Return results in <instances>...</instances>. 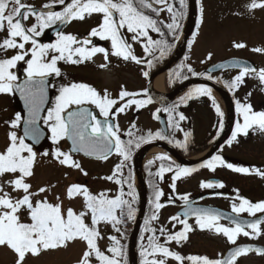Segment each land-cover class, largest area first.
I'll list each match as a JSON object with an SVG mask.
<instances>
[{"label":"snow or ice","instance_id":"obj_1","mask_svg":"<svg viewBox=\"0 0 264 264\" xmlns=\"http://www.w3.org/2000/svg\"><path fill=\"white\" fill-rule=\"evenodd\" d=\"M54 3L64 5L63 10H51L53 4H44L42 8L48 10L43 11L25 4L23 0H0V32L7 33V37L0 42V50H19L9 58L0 59V94L19 92L28 110L26 119L17 113L13 120L5 122L11 129L19 130L22 127L23 134L18 135L17 131H10L8 143L0 151V177H12L0 184V247L7 248L14 253L15 264H27L29 256L37 257L45 252L67 248L70 243L80 241L84 243L85 248L77 264H93L94 261L96 264H122L124 251L116 236L109 237L112 245L105 251H102L98 246V241L103 238L98 225L101 222L111 224L113 229L120 233L119 225L124 222L125 209L127 210L126 218L135 219L136 210L133 204L136 201V196L131 177L125 180L123 169L131 160L134 148L138 149L141 144L150 143L153 140H165L167 136L163 132L157 131L149 132L147 136L134 137L133 132L129 131L127 135L130 138L127 141L122 140L119 124L115 122L114 117L133 105L142 108L151 104L153 98L148 95L147 90L142 93L121 90L119 100H117L111 98L107 90L101 94L88 84L71 83L59 88L54 105L46 109V115H42L47 102L49 86L47 77L52 74L57 77L61 75L60 68L57 66L60 61L79 64L92 60L98 53L102 54L105 60V63L99 65L101 69L108 67L110 55L124 61H133L136 64L147 63L151 67L152 59L163 58L170 47L166 40L154 39L151 33H157L164 37L163 29L166 28L168 33L175 37L180 28L179 21L184 16L185 0H179V8L169 0H71L67 4L65 0H54ZM258 7L264 8V0L259 3L253 0V3L249 5V10ZM165 11L170 14L171 22L169 23L158 19ZM93 13L101 14L102 22L98 27L91 29L88 38L80 40L75 35L58 32L55 43L41 44L36 39L45 29L57 22L67 24L72 20H83L86 14L91 16ZM33 17L36 23L27 27L23 22ZM121 30H126L131 34L132 43H129L128 37ZM91 37L109 40L111 51L104 47H88L92 43ZM133 43L141 44L144 53L152 59L145 60L137 57L133 51ZM26 44H30L31 48H26ZM234 46L236 48L245 47L240 43ZM253 51L264 52V49L257 48ZM29 56L30 58L26 60L25 58ZM208 58H211V54ZM20 61L27 64V78L23 83H17L18 78L11 71ZM221 67L226 66L222 65ZM227 67L241 68L239 74L229 83L230 89L238 88L246 76H258V79L264 83V69L239 64L227 65ZM187 70L193 75H199L190 66ZM143 75L148 77L149 73L145 71ZM207 79L211 80L212 76L208 75ZM211 93L212 89L209 87H196L181 98V103L198 96L211 98ZM141 95L146 99L133 98ZM212 102L217 114L223 117L224 114L215 104L214 99ZM118 104L119 107H117ZM86 105L95 106L98 113ZM73 106L75 107L73 108ZM178 107L179 105H174L157 110L169 115V127H172L173 121L176 120L177 123L174 126L179 128L178 121L185 119L182 114H179L178 117L175 115ZM114 108L115 112H113ZM237 111L242 115L243 123L237 122L236 130L228 141L229 145L236 141L238 133L247 135L248 130L254 126L264 132V111L254 112L250 104H241L239 101H237ZM41 121L50 132L52 143L58 146L52 155L62 166L79 169L84 175H87L81 165L73 159V153H83L85 156L95 157L98 160H107L113 153L122 158L121 162L116 165L113 174L105 178L122 186L120 194L110 198L105 192L92 194L85 186L70 185L66 193L69 199L77 196L83 197L86 210L80 212H76L72 208L65 211L60 203H50L47 198L35 199L48 191L47 187H41L33 192L31 184L27 182V178L33 175L37 157L33 146L45 136ZM220 126L223 127L222 122ZM132 127L135 128V124ZM188 135L185 133V141H176V145L185 147ZM65 139L71 141L68 152L62 151L59 147L60 142ZM43 155L48 156L49 153L44 152ZM158 159L164 161L169 157L162 155ZM152 163L153 161H149V164ZM217 165L225 166L237 173L255 174L264 178V170L234 166L232 163H226L220 155H213L207 161L202 162L201 167L214 171ZM192 171H196V169L180 166L173 169L171 165L166 167L162 163L155 175L163 179L165 173L172 172L173 183L170 187L175 190V181L181 176L190 175ZM124 183L128 184L130 190L129 199L124 198ZM5 185L10 187L13 192H20L22 195L13 198L9 192L4 190ZM152 187L154 190L152 201L154 211L144 222V232L150 233V235L147 237V246L141 244L142 264H168L169 259H174L179 264H185L186 260L191 264H236L238 257L250 252L264 255L262 248L237 246L230 250L226 257L219 259H210L204 256L183 257L168 247L172 242L180 244L188 239L187 234L193 230L192 225L186 219L188 216L195 217V222L200 229H214L216 234L225 237L232 245H236L237 237L241 234L251 239L258 238L264 235V230L261 229L264 220L256 219L246 222L240 221L236 217L245 212L252 216L258 212L264 213V201L252 203L237 196L239 204L233 203L232 205V212L236 214V217H224L221 213L210 209L192 207L188 196L185 195L181 197L185 202L186 210L183 213L185 219H181L180 216L170 218L171 222H177L183 225V228L178 232H172L163 227L156 229L151 226L153 221L159 219L157 212L164 206L160 202L163 195L162 190L156 184H153ZM201 187L205 189L223 188L224 185L223 183L216 185L212 182H202ZM57 199L59 200V197ZM118 211L121 214L119 216L117 215ZM25 212L28 222L21 219L22 213ZM89 218L90 223H86ZM221 219H229L230 224L234 226L221 225L219 223ZM157 231L159 236H157ZM160 237H164L163 243L160 242Z\"/></svg>","mask_w":264,"mask_h":264},{"label":"rangeland","instance_id":"obj_2","mask_svg":"<svg viewBox=\"0 0 264 264\" xmlns=\"http://www.w3.org/2000/svg\"><path fill=\"white\" fill-rule=\"evenodd\" d=\"M256 2L259 3L261 0H256ZM194 3L195 18L196 20L198 19V22L195 29L196 33L188 45L187 56L184 60V65L187 68L190 66L195 73L201 74L205 67L217 60L238 56L249 59L258 69H264V52L253 51V49L257 48L264 49V8L258 7L249 10V5L253 3V0H195ZM185 4L181 36L185 32L187 23L188 0H185ZM160 17L168 21L170 14L165 11L161 13ZM151 35L156 39L154 33H151ZM105 41L109 43V40ZM178 43L181 45V38ZM237 43L244 44L245 47L236 48L234 45ZM14 53L15 51L9 52L5 57L9 58ZM209 54H211L210 59L208 58ZM141 55V53L137 52V57L141 58ZM114 61L112 55H110L108 67L101 69L99 65L105 63V60L104 56L98 53L90 61H84L79 64L67 63L69 67L66 65V62L60 61L57 66L61 67V70L66 74V78H75L81 83L93 79L99 81L100 85L119 87L121 90H140L144 86L145 76L143 72L146 71L144 67L138 66L130 70L129 67L123 65L121 67H115L113 64ZM86 65L94 71H90ZM238 74L239 71H234L221 75L216 74L214 78L224 82L228 86ZM200 86L205 85L193 86V88L186 90L181 95L185 97L192 89ZM211 89V98L208 96H198L187 100L185 103V115L188 123L185 124L186 130L190 131L193 141L198 140L202 145H205L211 137L216 135L214 132L217 128L218 131H224L225 125L227 126L229 122L228 106L225 96L217 90ZM229 91L236 106L237 101H239L241 104H250L254 112L264 110V83L258 79V76H246L244 82L238 88H229ZM213 99L215 100V104L219 106L221 112H223V117L217 114L212 102ZM152 110L155 113L156 107H152ZM17 113L21 114L18 101L9 93L0 94V151L8 143V133L15 130L11 129L5 122L13 120ZM137 119L138 124L156 127L153 117L149 119L148 111ZM221 122L223 123L222 128L220 126ZM15 131L20 135L19 130ZM50 137L51 134L49 132L47 139L41 145L34 148V151L37 152L36 162L33 168V175L27 178V182L31 184V191L33 192H36L41 187L48 188L47 192L40 194L35 199L47 198L50 203H60L65 211L68 208H72L74 211L80 212L86 210L83 197L77 196L69 199L66 193L70 185L80 184L85 186L92 194L112 190V185L104 183L103 179L111 172L113 158L105 163H99L88 161L79 156H73V159L87 173V175H84L79 169L62 166L53 158L52 153L58 146L52 143ZM59 147L62 151L68 152V146L65 140L60 142ZM44 152H48L49 155L44 156ZM162 155L165 154L159 153L149 155V157L144 156V163L153 161ZM8 179H12V177H0V184H3ZM194 181L195 179L185 182L183 185L185 191L195 185ZM136 188L141 193L138 178H136ZM4 190L9 192L13 198L22 195L20 192H13L6 185ZM57 197H59V200ZM166 217L164 216L163 219H166ZM21 219L28 222L26 212L22 213ZM86 223H90V218L86 220ZM98 227L103 237L98 241V246L102 251H105L112 245L109 237L116 236L119 239V233L108 223L101 222ZM190 234L187 242L183 245L181 243L177 244V247L175 246V252L177 251L185 256L196 254L210 259H218L222 252L231 245L225 237L216 234L214 230L200 229ZM238 240L239 238L237 237ZM84 248L85 245L83 242L76 241L70 243L67 248L45 252L37 257L29 256L27 258V264H77ZM129 257L132 262L130 252ZM169 261L171 260L169 259ZM0 264H15L14 253L7 248L0 247ZM93 264H96V262L94 261ZM236 264H264V259L260 256L247 254L240 257L236 261Z\"/></svg>","mask_w":264,"mask_h":264},{"label":"flooded vegetation","instance_id":"obj_3","mask_svg":"<svg viewBox=\"0 0 264 264\" xmlns=\"http://www.w3.org/2000/svg\"><path fill=\"white\" fill-rule=\"evenodd\" d=\"M23 2L27 5L34 6L36 9H43L42 6L44 4H53V7H52L53 11H62L63 7H64V5L54 3V0H23ZM70 2H71V0H65L66 4L70 3ZM169 2L174 3L176 5V7L179 8V0H169ZM154 18H156V17H154ZM158 19L163 20L162 17H158ZM163 21H165V20H163ZM101 22H102V15L101 14L93 13L91 16H88L86 14L85 19H83V20H72L71 22L65 24L57 32H55L53 34H49V32L52 29H54L55 27H57L60 24L59 22H57V24H54L51 27L45 29L44 32L40 36L36 37V39H38L39 43H41V44L55 43L57 38H58L57 33L63 32L65 34L75 35L78 39L83 40L85 38H88V34L90 33L91 29L98 27V25ZM165 22L169 23L170 19L168 21H165ZM179 22L182 23V18L180 19ZM23 23L27 27H31L32 24L36 23V21H35V18L33 17L27 21H24ZM163 30L165 31L164 37H161L157 33H154V35L156 36V39H164L165 38V40L167 41V43L169 45L170 41L172 40L171 38L174 36L171 35L170 33H168V30L166 28ZM121 31L124 32V34L128 37L129 43H132V41L130 39L131 34L127 33L126 30H121ZM6 37H7L6 32H0V42H2ZM90 39H91L92 43L90 45H88V47H92V46L104 47L105 49H108L109 51H111V42L110 41H108L109 43H107L105 40H100L99 37H91ZM42 41H45V42L42 43ZM132 47H133L134 54L136 56H137V52H139L142 54L141 55L142 59L148 60L147 54L144 53L143 47L141 44L133 43ZM26 48L30 49L31 45L26 44ZM188 48L189 47L187 45V48L184 52V55L179 60V62L169 72L164 74L165 75V77H164V93L165 94L168 93L169 91H171L176 86L183 83L184 81H186L190 77H203V78L207 79L208 75H204L205 74L204 69L206 67L203 69L204 74L203 73L199 74L201 76H197V75L193 76L192 73H188L189 72L187 70L188 68L186 67V65H184V60L187 56L186 52H187ZM13 51H15V53H14V55H15L17 53V51H19V50H16V49H8L6 51L0 50V59H6L5 56H7V53L13 52ZM29 58H30V56L26 57L25 59L27 60ZM112 58L115 60L113 63L115 67L116 66L121 67L123 65V66L129 67L130 70H132V69H135L138 66H140V67H144L149 74L151 72H153L155 69H157L158 67H160L161 65H163L167 61L166 60V61L162 62L159 66H156L155 68H153L151 70L152 65H151V67H149V65L147 63L136 64L133 61H124L123 59L118 58L116 56H112ZM66 65L68 66L67 63H66ZM88 65H89V63H88ZM88 65H86V67L90 71H94ZM26 68H27V64L24 61H20L17 63V66L15 68L11 69V71L18 78L17 83H21L23 80H25L27 78ZM59 68L61 71V75L59 77L55 76L54 74L50 75L51 76V79L49 82L50 101H49V104L47 105L46 109L48 107H51L54 105L55 98L59 94L58 90L61 86L68 85L71 83H81L80 81H78L75 78H73V79H71V77H70V79L66 78L65 77L66 74L61 70V67H59ZM181 72L185 73V75L181 76ZM223 73H227V72H222V73H220V75ZM215 75L214 74L211 75L212 76L211 80H213V81L217 82L218 84H221L222 86H225L227 89H229V87L226 86L224 84V82H221V81L217 80L216 78H214ZM148 77H149V75H148ZM148 77H145L144 84H143L144 86L140 90L128 89L127 91H129L131 93H142L144 90H147L148 95H150L148 87H147ZM83 83L88 84L91 87L95 88L101 94H103L104 91L107 90V92L109 93L111 98L119 100V93L121 91V89L119 87H117V88H115L114 86L113 87H106V86L100 85L99 81L93 80V79L86 80ZM9 94L18 101L15 93H9ZM180 95L177 97L172 96L169 99L162 101V103L156 102L154 100V98L150 95L153 98V103L148 104L142 108H137L135 105H133L132 107L126 109L125 112L119 113L114 117L115 122L119 124L120 134H121L122 140L127 141L130 138L127 135V133L129 131L133 132L134 137L147 136V134L149 132L155 133L157 131H160V132H163L167 136V139H165V140H153L150 143H153V142L164 143V144L170 146L172 149H174L181 157L186 159L189 163L194 164V166H192V167L185 166V164L182 161L177 159L168 150L167 151L170 153V155H166V154L164 155V156L169 157L168 160L161 161L157 157L156 159L153 160L152 164H149V162L144 163V156L142 154V156H141V168H142V175H143V179H144V184L146 187L147 203H146V206L144 209V213H143L142 220L140 222V227L138 230V234L136 237V244H139V246H141V244L147 246V242H148L147 237H148V235H150V233L144 232V233L140 234V236H139V233L141 231L142 222L144 220L145 214H147V211H149V216L154 211V207L152 204L153 197H154V190L152 187L153 184L158 185L159 189L162 190L163 195L161 197L160 202L164 206L162 208H160L157 212L159 219L157 221H153L151 226L156 228V229L163 227V228L168 229L172 232H178V231L182 230V228H183V225H181L177 222L176 223L171 222L170 218L172 216H180L181 219H185V217L183 215L184 209H185V202L183 199H181V197H183L185 195L188 196L189 203L192 205V207L210 209V210L221 213L222 216L227 215V217H236V214L232 212V205H233V203H236L237 205L239 204L240 201L237 199V196H239L240 198H243V199H247L252 203H258V202L264 201V178H261L260 176H257L255 174L237 173V172H234V171L228 169L227 167L221 166V165H217L214 171L210 170L206 167H201L202 163H200V162H201L203 156L199 157L198 159H195V157H198L199 155L203 154L209 148L214 147L216 145V143H218L219 137H220L222 132H221V130L218 131V128H217L214 132V133H216V135L214 137H211L208 140V142L205 143V145H202L201 143H199L198 140L193 141V139L190 135V131L186 130V127H185V124L187 123V118L185 115V107H186L185 103H186V101L184 103H181V98L184 97V95H181V96ZM133 98H135V99H146V97H144L142 95L136 96ZM121 103H123V102H121ZM233 103H234V100H233ZM18 104H19V107L21 110V115L23 117L24 113H23V110H22V107H21V104L19 101H18ZM174 105H179V107L176 109L175 115L178 117L179 114H182L185 117V119L183 121H178L179 128H176L174 126L177 123L176 120L173 121V126L169 127V124H168L169 115L167 113L162 112V111H160V112L157 111L158 109H163L164 107H172ZM86 106L89 107L91 110L98 113V109H95V106H93V105H86ZM154 106L156 107L155 113L152 110V107H154ZM234 106H235V111H234L235 120L233 123V128L229 134V137L227 140L224 141L223 144H221L220 148L214 154H212L208 159H210L213 155H220V156H222V158L225 160L226 163H232L234 166H243V167H249V168H260V169L264 170V132H261L256 126H254L253 128H250L248 130L247 135H245L243 133H238L236 141H233V143L231 145L228 144V141L232 137V133L236 130L237 122H239L241 124L243 123V117L237 111V106L235 105V103H234ZM74 107L75 106H73V108ZM117 107H119V104L117 105ZM46 109H45V112H43V115H46ZM146 111H148V113H149V119H151L153 117V119L156 123L155 128L138 124L137 118L139 116H141L142 114H144ZM113 112H115V108L113 109ZM159 116L164 117L166 130H163L161 128L160 122H159ZM99 118L103 119L102 117H99ZM133 124H135V128L132 127ZM41 126L47 131V135H49V132H48L46 126L43 125L42 121H41ZM230 126H231V122L229 119V129H230ZM185 133L189 134L187 137L186 146L185 147H178L175 142L176 141L184 142L185 141ZM169 141H172V142L170 143ZM145 144H148V143L141 144V147ZM67 146H68V143H67ZM67 149H68V147H67ZM138 149L134 148L131 160L127 162V166L123 169L124 179L128 180V178L131 177V182L133 185L134 194H135L137 200H138L139 192L136 188V178H138V181H139V177H138L137 169H136V156L135 155H136V152L138 151ZM79 157H82L83 159H86L88 161L99 162V163H102V162L105 163L106 161H109V159L113 158V163L111 165V172L109 174H107L105 176V178L108 176H111L113 174V172L115 171L116 165L119 164L121 162V159H122V158L118 157L115 153L111 154V156H109V158L107 160H93V159L85 158L83 156H79ZM207 160H205V161H207ZM162 163L166 167L168 165H171L173 167V169H175L176 166H180L183 168L196 169V171H192L190 175L181 176L180 179L176 180L175 181L176 187H175V190H173L170 187V185L173 183V179H172L173 173L172 172L165 173L163 179H160L159 177H157L155 175L158 172L159 167L161 166ZM198 163H200V164H198ZM105 178L103 179L104 183H108V184L112 185V190L111 189H110V191L105 190L104 192L107 193V195L110 198H114L115 196L119 195L120 189L122 186L120 184L115 183L114 181H110V180L105 179ZM194 179H195V181H194L195 185L193 187H189L185 191V188L183 187L185 182L186 181H193ZM202 182H212L213 184H216V185L223 183L224 187L223 188L213 187V188L205 189V188L201 187ZM140 186H141V184H140ZM141 189H142V187H141ZM123 191L125 194L124 198L129 199L130 197L128 196V193L130 190L128 188L127 183L123 184ZM138 206H139V204L136 205L135 215L138 211ZM119 213L120 212L118 211L117 214H119ZM263 215H264V213L258 212V213H256L255 216H252V215H249L247 212H245V213H241L238 218L247 219L249 221V220L259 218ZM164 216H167L166 219L165 218L163 219ZM186 219H187L188 223L190 225H192V227H193V230L191 232H197L200 230L199 226L195 222V217L186 218ZM134 220H133V222H134ZM133 222L131 224V227L133 226ZM219 223L221 225H225V226H234V225L230 224L229 219H221L219 221ZM173 224H175V227H173ZM261 229L264 230V224H261ZM249 231H250V229H249ZM191 232H189L187 234L188 238H189V235H191L190 234ZM157 236H159L158 231H157ZM142 237H143V239H142ZM238 238H239V240L236 241V245L252 244V245L264 246V235H261L260 237L255 238V239H251V238L245 237L241 234L238 236ZM187 241H188V239L186 241L182 242V245ZM160 242L161 243L164 242V237H160ZM236 245L231 244L230 246H228L222 252V254L219 258H223L225 252L229 248L236 246ZM175 246L177 247V243H175V242H172L171 244L168 245L170 250H172L174 252H175V250H174ZM176 253L180 254L177 251H176ZM248 254L260 256L264 259V255H260V254L254 253V252L248 253ZM180 255L183 257H188V256H185L182 254H180ZM190 256H199V255H196V254L192 255L191 254ZM242 256H244V255H242ZM242 256H240V257H242ZM240 257H238L237 260ZM170 260L171 261L168 260V264H179V262L175 261L174 259H170ZM172 261H175V262H172ZM185 264H191V262L186 260Z\"/></svg>","mask_w":264,"mask_h":264},{"label":"water","instance_id":"obj_4","mask_svg":"<svg viewBox=\"0 0 264 264\" xmlns=\"http://www.w3.org/2000/svg\"><path fill=\"white\" fill-rule=\"evenodd\" d=\"M195 0H189V5H188V16H187V27H186V31H185V35L184 38L182 40V44L181 47L179 49L178 52L174 53L169 59L168 61H166L163 65H161L160 67H158L156 70H154L148 77V82H147V87L149 90V94L154 98V100L156 102L162 103V101L169 99L170 97L174 96L176 93H178L180 90H182L183 88H185L187 85L189 84H205L208 85L210 87H213L214 89H216L217 91H219L220 93H222L226 100H227V104H228V109H229V116H230V122H231V126L230 129L228 131V133L226 134V136L221 139V141L219 143H217V145H215V147L207 154V156L205 158H203L201 160L200 163L204 162L205 160H207L212 154H214L221 146V144L224 143L225 140L228 139L229 134L233 128V123L235 120L234 117V106H233V101L231 99V96L229 95V93L223 88L221 87L219 84L215 83L214 81H211L209 79L206 78H202V77H195V78H188L186 81H184L183 83H181L180 85L176 86L175 88H173L171 91H169L168 93H162V94H155L154 92L151 91V83L152 80L154 79L155 76L160 75L165 73L166 71H168L171 67H173L177 61L182 57V55L185 52V48L187 45V41L188 38L191 34V31L193 30L194 27V21H195ZM37 10H43V11H47L48 9H37ZM53 10V9H51ZM65 24H59L57 27H55L54 29H52L49 34H53L55 32H57L59 29H61ZM37 41L39 42V40L37 39ZM41 42V41H40ZM45 41H42V43H44ZM233 64H239L241 66H248V67H254L256 69H258L255 64L250 61L249 59L243 58V57H238V56H232V57H228V58H224L221 60H218L216 62H214L213 64H211L210 66H208L204 72L206 74H213V73H217L219 71H225V70H236V71H240L241 68L240 67H227V65H233ZM222 65L226 66V67H221ZM51 76L47 77L48 82H50ZM24 80L21 82L23 83ZM18 101L21 104L22 110H23V118L26 119L28 116V110L25 106V101L24 99L21 97L19 92H14ZM50 101V92H49V86L47 88V102L44 105V108L47 107L48 103ZM87 107V106H86ZM43 115V113H42ZM159 122H160V126L163 130H166V125H165V119L163 116H159ZM42 127V126H41ZM42 130L45 133L44 138L38 143L35 144L33 147L36 148L38 147L46 138L47 132L42 128ZM20 134L22 135V127L20 129ZM66 140V139H65ZM28 143H32L31 141H26ZM66 142L68 143V151L70 150L71 147V141L66 140ZM159 146L162 147L166 150H168L172 155H174L177 159H179L180 161H182L185 166L187 167H192L194 166V164L189 163L186 159H184L183 157H181L174 149H172L170 146L164 144V143H160V142H153V143H148L143 145L141 148L138 149V151L136 152V169H137V174L139 177V182L141 184L142 187V192H141V196H140V201H139V206H138V211L136 213L135 216V220L133 222V226H132V230H131V235H130V253L132 256V263L131 264H138V259H137V254H136V250H135V243H136V237L138 234V229H139V223L141 220V216L144 212L146 203H147V193H146V187L144 184V179H143V175H142V168H141V156L143 154V152L150 146ZM76 155H80L83 156L85 158H89V159H93V160H98L95 157H89V156H85L83 153H73V156ZM111 156V155H110ZM198 163V164H200ZM186 209H184L185 212ZM194 216H188L187 218H191ZM224 217H227V215H225ZM238 220L240 221H246L248 222L247 219H242V218H238ZM256 219H261L264 220V215L256 218ZM256 219L253 220H249V221H254ZM237 246H251L253 248H262L264 249V246L261 245H252V244H243V245H236L233 246L231 248H229L225 254L224 257L227 256V254L229 253L230 250H232L234 247Z\"/></svg>","mask_w":264,"mask_h":264},{"label":"trees","instance_id":"obj_5","mask_svg":"<svg viewBox=\"0 0 264 264\" xmlns=\"http://www.w3.org/2000/svg\"><path fill=\"white\" fill-rule=\"evenodd\" d=\"M182 22H183V20H182ZM180 26H182V23H181ZM180 30H181V27H180L179 31L177 32V35L175 37L171 38L172 40L169 43L170 47L166 51V55L163 58L152 59L151 57L147 56L148 59H152L151 70L153 68H155L156 66H159L162 62H164V61H166L168 59V57L170 56V54H171V52L173 50V47H174V44H175V40L179 36ZM164 40H165V38H164ZM157 56H159V53L157 54ZM188 73H191V72H188ZM184 75H185V73L181 72V76H184ZM137 204H138V200L136 199V201H135V203L133 205L134 209H136V205ZM117 215L119 216L121 214L119 213ZM124 217H125L124 222L121 225H119L120 230H121L120 233H119V239H120V244L123 247V251H124V256L122 257V264H130L129 256H128V242H129L130 228H131V224H132L133 220L126 218L127 217V210H125V212H124ZM148 217H149V211H147V214H145V217H144V220L142 222V228H141V231L139 233V236H140V234L144 233V227H145V223L144 222H145V220ZM140 252H141V246H139V244H136V253H137L138 261H139V264H142V257L140 255Z\"/></svg>","mask_w":264,"mask_h":264},{"label":"bare ground","instance_id":"obj_6","mask_svg":"<svg viewBox=\"0 0 264 264\" xmlns=\"http://www.w3.org/2000/svg\"><path fill=\"white\" fill-rule=\"evenodd\" d=\"M179 45L180 44L177 43L176 48H178ZM196 85H198V84H189V85H187L182 91L176 93L173 97L179 96L185 90L193 88V86H196ZM151 90L155 94L164 93V74H160V75H157V76L154 77V79L152 80V83H151ZM159 153L169 155V153L165 149H163L161 147H158V146H151L147 150L144 151L143 156H148L149 157V155H153V154L155 155V154H159ZM203 155L204 154H201L198 157H195V159H198L199 157H201Z\"/></svg>","mask_w":264,"mask_h":264}]
</instances>
